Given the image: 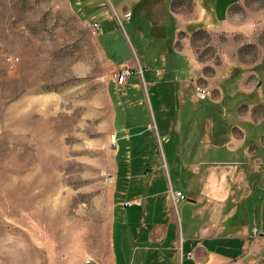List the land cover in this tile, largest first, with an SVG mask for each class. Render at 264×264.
I'll return each mask as SVG.
<instances>
[{
  "label": "crops",
  "instance_id": "obj_1",
  "mask_svg": "<svg viewBox=\"0 0 264 264\" xmlns=\"http://www.w3.org/2000/svg\"><path fill=\"white\" fill-rule=\"evenodd\" d=\"M74 1L92 15L115 12L92 24L98 34L128 28L141 55L139 64L107 59L132 69L109 89L142 85L127 92L124 119L110 102L116 145L119 124L126 145L145 151L137 170L129 151L122 169L115 163L110 264H264V239L252 236L264 230V0ZM198 32L221 38L214 58H199ZM225 79L235 93L220 87ZM200 83L205 99L195 95Z\"/></svg>",
  "mask_w": 264,
  "mask_h": 264
},
{
  "label": "rangeland",
  "instance_id": "obj_2",
  "mask_svg": "<svg viewBox=\"0 0 264 264\" xmlns=\"http://www.w3.org/2000/svg\"><path fill=\"white\" fill-rule=\"evenodd\" d=\"M93 15L74 0H0V264H110L115 163L129 151L137 170L145 151L126 145L119 124L116 145L111 103L124 119L127 92L142 85L109 89L119 70L107 59L141 55L128 28L98 34ZM192 43L205 61L223 42L198 32Z\"/></svg>",
  "mask_w": 264,
  "mask_h": 264
},
{
  "label": "built area",
  "instance_id": "obj_3",
  "mask_svg": "<svg viewBox=\"0 0 264 264\" xmlns=\"http://www.w3.org/2000/svg\"><path fill=\"white\" fill-rule=\"evenodd\" d=\"M131 15H132L131 13H127L126 18H130ZM94 27L96 29H99V25H97V24H95ZM7 61L9 63H12V64L15 63V59L12 57L8 58ZM131 74H132L131 68L123 67L119 71L115 72L114 80L118 86H123L126 84L127 78ZM195 91H196V96L200 99H205L211 95L210 91L203 85L197 84L195 87ZM174 196H175L176 200H180V199L184 200L185 199V195L182 192H176V193H174ZM252 236L254 238L259 237V238L264 239V230H258L256 228H254L252 230Z\"/></svg>",
  "mask_w": 264,
  "mask_h": 264
}]
</instances>
